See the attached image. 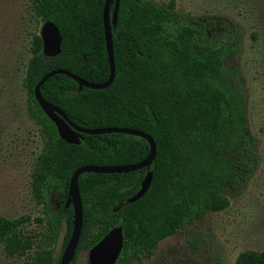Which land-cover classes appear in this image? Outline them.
I'll return each mask as SVG.
<instances>
[{
    "label": "trees",
    "instance_id": "obj_1",
    "mask_svg": "<svg viewBox=\"0 0 264 264\" xmlns=\"http://www.w3.org/2000/svg\"><path fill=\"white\" fill-rule=\"evenodd\" d=\"M104 1L29 0L37 24L51 21L61 35L60 54L49 58L42 53L41 26L32 33L22 78L27 114L42 142L31 185L44 218L34 220L45 221L47 232L45 243L34 249L36 237L20 231L31 221L29 215L0 217V246L8 257L32 251L30 264H59L72 231V207L65 210L64 205L74 171L86 165L136 164L148 155L145 139L121 133H79V145L67 144L34 98L35 85L52 70L96 84L108 79ZM252 2L264 6V0ZM111 33L115 76L108 87L77 92V83L59 74L42 84L40 94L80 128L134 129L153 139L156 153L149 169L83 173L77 181L82 229L75 257L121 227L123 246L115 264H130L151 257L160 241L205 215L225 210L228 192L243 190L262 156L249 129L240 71L231 65L244 43V29L235 19L193 17L177 11L174 0H119ZM250 36L256 40L257 29ZM148 171L152 180L143 197L120 206L135 195ZM54 193L61 199L57 213L51 212ZM62 222L66 233L56 256ZM233 264H264V251L244 250Z\"/></svg>",
    "mask_w": 264,
    "mask_h": 264
},
{
    "label": "rangeland",
    "instance_id": "obj_2",
    "mask_svg": "<svg viewBox=\"0 0 264 264\" xmlns=\"http://www.w3.org/2000/svg\"><path fill=\"white\" fill-rule=\"evenodd\" d=\"M165 3L169 0H151ZM175 9L193 17L227 15L244 29L239 56L231 62L239 71L238 83L245 96V112L257 139L261 165L241 192H228L229 206L205 215L175 235L158 243L154 254L130 264H233L244 250L264 251V6L252 0H174ZM38 25L29 0H0V217L29 215L20 231L44 244L47 232L44 206L34 198L33 163L41 152L38 127L27 114V95L22 87L31 56L32 33ZM258 31L253 40L250 33ZM51 212L61 199L50 197ZM66 225L62 222L55 255L62 249ZM32 251L29 252L31 255ZM29 255L8 257L0 246V264H30ZM88 251L77 253L73 264H88Z\"/></svg>",
    "mask_w": 264,
    "mask_h": 264
},
{
    "label": "water",
    "instance_id": "obj_3",
    "mask_svg": "<svg viewBox=\"0 0 264 264\" xmlns=\"http://www.w3.org/2000/svg\"><path fill=\"white\" fill-rule=\"evenodd\" d=\"M138 1V0H134ZM114 4L112 13H110V6ZM119 0H105L102 13V25L104 33L105 49L107 53V61L109 66V77L104 83L96 84L84 81L83 79L73 75L65 70H52L46 73L35 85L33 94L36 102L47 116V118L54 124L58 136L65 143L70 145H79L80 139L78 134L101 135L109 133H121L141 137L149 144V152L145 159L141 162L131 165L121 166H92L86 165L79 167L74 171L70 178L68 192L65 200V210L71 206L73 211L72 231L68 242L61 254L59 264H70L75 257L78 241L82 229V208L81 200L78 190L77 181L83 173H102V174H122L133 172L142 168L149 169L152 161L155 158L156 146L153 139L146 133L134 129L127 128H100V129H83L74 124L60 109L45 101L40 94V87L49 78L54 75H65L75 81L78 85L77 92L82 88L100 90L108 87L115 76L114 58H113V42H112V27L117 22ZM40 38L42 41V53L45 57L53 58L60 54L61 51V35L54 23L46 21L40 28ZM152 180V172L148 171L140 183L138 191L131 198L127 199L120 206L133 203L143 197L148 190ZM123 246V235L121 227L112 228L102 239L97 242L88 251V264H115Z\"/></svg>",
    "mask_w": 264,
    "mask_h": 264
}]
</instances>
